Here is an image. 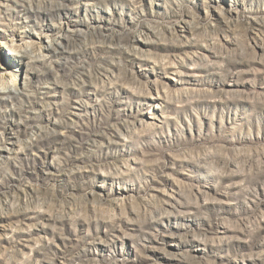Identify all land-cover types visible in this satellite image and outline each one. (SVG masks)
Returning <instances> with one entry per match:
<instances>
[{
	"label": "rangeland",
	"instance_id": "374dc122",
	"mask_svg": "<svg viewBox=\"0 0 264 264\" xmlns=\"http://www.w3.org/2000/svg\"><path fill=\"white\" fill-rule=\"evenodd\" d=\"M0 264H264V0H0Z\"/></svg>",
	"mask_w": 264,
	"mask_h": 264
}]
</instances>
